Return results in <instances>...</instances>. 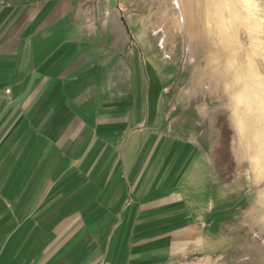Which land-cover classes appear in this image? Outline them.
I'll return each mask as SVG.
<instances>
[{
  "label": "crops",
  "instance_id": "0c3cea01",
  "mask_svg": "<svg viewBox=\"0 0 264 264\" xmlns=\"http://www.w3.org/2000/svg\"><path fill=\"white\" fill-rule=\"evenodd\" d=\"M157 4L0 8V264L240 259L243 196L168 109Z\"/></svg>",
  "mask_w": 264,
  "mask_h": 264
},
{
  "label": "clouds",
  "instance_id": "9594fccd",
  "mask_svg": "<svg viewBox=\"0 0 264 264\" xmlns=\"http://www.w3.org/2000/svg\"><path fill=\"white\" fill-rule=\"evenodd\" d=\"M192 16L190 81L180 100L219 138L216 120L226 117L233 180L255 189L254 206L264 213V0H193ZM183 26L189 30L187 17Z\"/></svg>",
  "mask_w": 264,
  "mask_h": 264
},
{
  "label": "rangeland",
  "instance_id": "374dc122",
  "mask_svg": "<svg viewBox=\"0 0 264 264\" xmlns=\"http://www.w3.org/2000/svg\"><path fill=\"white\" fill-rule=\"evenodd\" d=\"M154 4V17L156 3L159 8V24L154 26L158 29L161 41L159 50L161 57L165 60H176L178 74L176 82L169 94V108L171 112L177 115L185 116L191 119L192 128L196 133L202 136L201 141L209 146L216 148V157L218 158V168L224 174V188L239 190L243 196L241 200V210L244 214L242 227L245 232L244 249L240 251V259L233 264H264V213L259 212L254 206L255 189L246 185L242 179H234L233 172L235 163L230 152V140L232 132L228 127L227 119L224 115L217 117L215 127L220 131L219 134L210 123L201 121L196 115L192 104H189L187 98L181 102L180 97L185 92L186 85L190 81V74L186 71L185 65L189 63L188 52L189 45L193 38L195 21L192 16L193 0H143ZM189 20V30L185 31V18ZM188 124V123H186ZM219 144V146H218ZM236 186H238L237 189Z\"/></svg>",
  "mask_w": 264,
  "mask_h": 264
},
{
  "label": "built area",
  "instance_id": "2783aa9c",
  "mask_svg": "<svg viewBox=\"0 0 264 264\" xmlns=\"http://www.w3.org/2000/svg\"><path fill=\"white\" fill-rule=\"evenodd\" d=\"M25 0H0V8H13L16 4Z\"/></svg>",
  "mask_w": 264,
  "mask_h": 264
}]
</instances>
